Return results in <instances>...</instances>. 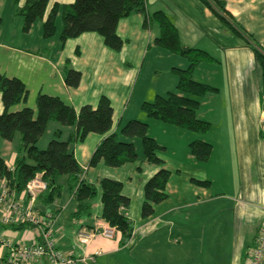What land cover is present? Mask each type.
Returning a JSON list of instances; mask_svg holds the SVG:
<instances>
[{
  "label": "crops",
  "instance_id": "0c3cea01",
  "mask_svg": "<svg viewBox=\"0 0 264 264\" xmlns=\"http://www.w3.org/2000/svg\"><path fill=\"white\" fill-rule=\"evenodd\" d=\"M24 1L20 0V5ZM73 1L49 0L47 12L54 4ZM145 1L147 14L161 11L170 19L182 47L203 49L216 60L214 64H200L193 73L195 81L218 89L202 100L197 117L213 128L214 123L218 124L217 116L228 137L216 143L214 130L199 135L145 118L141 104L175 91L176 77L172 68H186L187 64L177 62L171 58L173 54L163 52L154 44L158 29L154 24L144 28L142 14L119 21L117 33L125 43L115 52L108 49L96 33H85L61 43L59 16L56 34L51 39L42 38L44 19L37 20L28 32H24L23 19L14 15L13 0H0V71L7 77L21 80L27 90L25 102L13 110L23 107L34 110L40 93L59 97L76 112L83 105L95 107L98 99L106 96L113 109L110 132H117L129 120L146 121L148 134L163 148L158 156L170 172L166 199L153 206L152 215L142 217L144 184L159 167L139 161L117 168L108 167L103 161L89 166L103 136L89 134L74 145V156L84 171L86 182L97 185L100 179L107 178L122 183V194L130 200L126 216L133 225L131 238L123 244L115 231L111 239L100 234L109 226L99 219V198L93 204L92 216L77 222L79 230L73 244L69 242L65 226L56 228L64 210L57 202L59 199L46 206L37 198L33 208L53 216L52 236L59 251L77 257L98 253L94 264H245L264 217V138L261 130L264 100L260 91L262 76L254 53L240 34L252 37L264 47V0H221L237 32L223 24L200 0ZM38 51L42 53L37 54ZM149 52L147 69L153 67L152 71L160 75L163 68L160 69L158 60L162 57L166 62V79L144 85L142 91L136 92ZM66 61L69 67L81 73L77 88H68L64 83ZM218 97L222 98L223 109H215ZM2 111L0 99V114ZM63 131L69 132L68 129ZM171 133H178L177 146L167 144V140L172 141ZM194 140L211 143L212 152L207 162L198 163L190 155L189 144ZM17 146L13 148L7 142L4 152H0L9 167L15 161ZM195 180L208 181L209 186L197 185ZM14 198L23 206L29 205L23 192L14 191ZM68 201H73L70 196ZM4 226L9 225L0 223V238L11 244L27 245L36 237V231L29 229L18 241L19 231ZM92 230H97L95 236L87 244H81L79 234ZM6 255L7 250L0 244V264Z\"/></svg>",
  "mask_w": 264,
  "mask_h": 264
},
{
  "label": "trees",
  "instance_id": "16d2710c",
  "mask_svg": "<svg viewBox=\"0 0 264 264\" xmlns=\"http://www.w3.org/2000/svg\"><path fill=\"white\" fill-rule=\"evenodd\" d=\"M200 1L223 24L237 32L231 25L232 18L227 14L223 1ZM48 2L49 0H25L23 5H20V0H13L14 15L23 19L24 32H28L37 20L44 19L42 38L51 39L56 34L59 16L62 22L59 34L61 43L85 33H96L108 49L119 52L125 43L117 33L121 19L133 14H142L144 28L156 25L158 36L154 39V44L182 57L187 61V66L172 68L176 77L175 91L143 102L140 110L148 120L199 135L210 131L211 124L199 119L197 111L202 100L208 94L216 93L218 89L197 82L192 76L200 64H214L216 60L203 49L182 47L176 27L163 12L147 14L145 0H74L71 4H54L47 12ZM240 36L253 51L257 69L263 79V48L252 37L244 34ZM63 73L66 87L79 86L81 73L69 67L68 61L65 62ZM26 97L27 90L23 82L18 78L7 77L0 71V99L3 106L0 114V138L12 142L16 135H19L17 155L12 167L6 165L0 153V178H5L15 192H23L26 184L36 174H41L47 188L38 196V202L46 206L55 203L65 187L75 203V210L67 218L71 223L90 218L93 204L99 198V219L114 229L116 235H120L122 244L128 241L133 233V225L126 216L130 200L122 194V183L107 178L100 179L97 185L86 182L73 148L75 144L84 141L87 135L97 134L103 136V139L95 148L89 166H95L100 161L112 168L135 161L158 166L159 170L143 188L141 216L149 217L153 213V206L167 197L165 190L170 172L164 168V162L158 156V152L163 148L148 134V123L133 119L127 121L117 132H110L113 109L110 99L106 96H101L95 107L83 105L76 112L59 97L40 93L37 95L34 110L29 107L13 110V107L25 102ZM49 122H56L59 126L54 130L53 138L47 146L39 149L37 144ZM63 129H68L69 132L64 133ZM262 133L264 138V132ZM189 152L196 162L205 163L210 158L212 145L203 140H194L189 144ZM194 182L203 187L209 186L208 181ZM4 227L17 231L33 229L27 224H11Z\"/></svg>",
  "mask_w": 264,
  "mask_h": 264
},
{
  "label": "built area",
  "instance_id": "2783aa9c",
  "mask_svg": "<svg viewBox=\"0 0 264 264\" xmlns=\"http://www.w3.org/2000/svg\"><path fill=\"white\" fill-rule=\"evenodd\" d=\"M264 52V47L263 50ZM262 98L264 100V76L262 79ZM264 132V116L261 124ZM47 184L36 174L23 190L28 197L29 205L23 206L14 198V190L10 188L5 178H0V223L3 225L27 224L36 231V237L30 244H11L0 238V244L7 250L3 264H94L93 253L87 256L65 255L56 248L52 236L54 218L51 214L36 212L33 208L38 196L46 191ZM97 230L88 234H79V242L87 244L94 237ZM100 234L106 238L114 237V230L106 227ZM245 264H264V217L258 230L254 245L249 249Z\"/></svg>",
  "mask_w": 264,
  "mask_h": 264
},
{
  "label": "rangeland",
  "instance_id": "374dc122",
  "mask_svg": "<svg viewBox=\"0 0 264 264\" xmlns=\"http://www.w3.org/2000/svg\"><path fill=\"white\" fill-rule=\"evenodd\" d=\"M159 49L162 50L163 52L167 53V54H170L169 52L165 51L164 49H161V48H159ZM150 54H151V52L148 53V55L146 57V61L144 62V67H143L142 72H141V74H140V76L138 78L137 85H136V88H135L136 92L137 91H142L144 85L148 86V85H150L152 83L161 82V81L166 79L164 77L165 74H166V62H165V60L162 57H161L160 60H158L159 61L158 65L161 66L160 69L163 68V72L160 75L152 71L153 67L150 68V69H147L150 66V63H149ZM170 56H172L171 58H175V60H177V62H186V64H187V61L185 59H183L182 57H179L177 55H170ZM259 86H260V83H259ZM260 91H261V95H262L261 86H260ZM218 99H219V101H218ZM214 106H216L215 109H223V107H222V98L221 97L216 98ZM262 112H263L262 115L264 116V108H262ZM142 121H144V120H142ZM215 121H217L218 124L214 123L213 124V128H211L210 131L213 132V130H214V141H216V143H217L223 137L227 138L228 136H227V132L224 130L225 128H223V126H222V123H220L219 120L217 119V116L215 117ZM56 126H59L56 122H49L48 123L43 136L40 138V140H39V142L37 144V147L39 149H44L47 146L48 142L53 138V132H54L53 130H55ZM261 130H262V128H261ZM262 132H263V130H262ZM169 135H171V137H172L171 140L172 141L167 140V144L171 145V147L172 146H177L179 144V142H178L179 138L177 137L178 133H175L173 135L171 133ZM162 141H165V140L162 139ZM7 142L8 141H5L2 138H0V152L1 153H3L4 150L6 149V143ZM18 142H19V135L17 134L15 139L12 142H9V143H11L12 147L14 148V147H16ZM62 183L64 184L63 181H62ZM68 200H69V195H68V193L66 191V188L64 187L63 191L61 193V196H60L59 200L57 201L64 208V210H63L62 215L60 216V218L57 220L56 228L58 226H65V228H66L65 233H67L69 235L68 236L69 242L71 244H73L75 242V240H77V234H78L77 232L79 230V225H77V223L73 224V225H68L67 222H66L69 214L72 213L75 210L74 201H68ZM28 230L29 229H24L22 231H19L18 235L20 236V238H17L16 240L19 241L20 239H22L25 236V234L28 232Z\"/></svg>",
  "mask_w": 264,
  "mask_h": 264
}]
</instances>
